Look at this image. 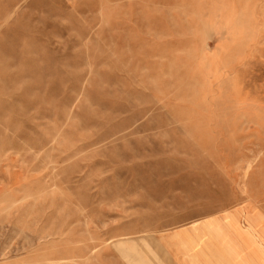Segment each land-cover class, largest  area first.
Masks as SVG:
<instances>
[{"label": "rangeland", "instance_id": "1", "mask_svg": "<svg viewBox=\"0 0 264 264\" xmlns=\"http://www.w3.org/2000/svg\"><path fill=\"white\" fill-rule=\"evenodd\" d=\"M179 193L264 254V0H0V264H169Z\"/></svg>", "mask_w": 264, "mask_h": 264}, {"label": "crops", "instance_id": "2", "mask_svg": "<svg viewBox=\"0 0 264 264\" xmlns=\"http://www.w3.org/2000/svg\"><path fill=\"white\" fill-rule=\"evenodd\" d=\"M203 199V198H201ZM198 198L174 194L155 197L150 205L157 208V214H175L174 221L166 225L149 228L157 234V240L165 254L164 262L169 264H264V254L253 253L258 247L254 243L237 239L238 225L230 230L226 221L238 207L215 210H196L185 213L188 206L202 204ZM220 207V206H218ZM224 219H221L223 218ZM224 229V230H223ZM261 230L258 226L254 228ZM263 229V228H262ZM136 233H139L137 231ZM135 235V233H131ZM234 238V239H233ZM236 240V241H235ZM264 242V239H263ZM167 255V256H165Z\"/></svg>", "mask_w": 264, "mask_h": 264}]
</instances>
